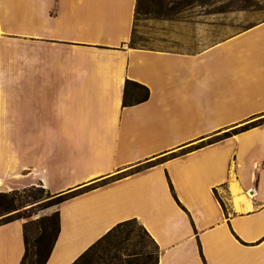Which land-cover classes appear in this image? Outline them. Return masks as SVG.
<instances>
[{"label": "crops", "instance_id": "0c3cea01", "mask_svg": "<svg viewBox=\"0 0 264 264\" xmlns=\"http://www.w3.org/2000/svg\"><path fill=\"white\" fill-rule=\"evenodd\" d=\"M137 4L0 0V186L79 190L46 264L130 218L158 264H264V17L184 9L158 18L177 47L131 45ZM127 79L149 97L124 105ZM24 222L0 223V264Z\"/></svg>", "mask_w": 264, "mask_h": 264}, {"label": "rangeland", "instance_id": "374dc122", "mask_svg": "<svg viewBox=\"0 0 264 264\" xmlns=\"http://www.w3.org/2000/svg\"><path fill=\"white\" fill-rule=\"evenodd\" d=\"M198 13L211 9H220L225 13L234 11L240 13V27H243L255 19L264 17V0H140L137 10V22L135 34L131 43L151 47H175L174 42L163 40L161 29L158 26V18H179L185 9L186 13ZM166 24V21H164ZM166 34V30H165ZM164 37H166L164 35ZM177 47V46H176ZM231 76V68L226 67ZM256 97L263 93L262 87H256ZM242 106L240 107V109ZM41 184H33L19 190H7L0 186V222L15 217L28 218L22 215L32 213L31 218L50 215L55 211L59 203L53 201L54 192L45 191L44 195L35 203L25 204L26 195L29 192L41 193ZM24 189H27L26 191ZM15 192V193H14ZM12 193H14L12 195ZM15 195V196H14ZM12 213V214H10ZM133 242L140 239L142 231L138 224H133ZM35 233H32V235ZM121 236H110L104 242L97 254L91 256L87 264H100L103 260L109 261L114 254L124 255L128 250L135 249L129 242L120 243ZM128 246L126 250V246ZM104 262V261H103ZM103 264V263H102Z\"/></svg>", "mask_w": 264, "mask_h": 264}, {"label": "trees", "instance_id": "16d2710c", "mask_svg": "<svg viewBox=\"0 0 264 264\" xmlns=\"http://www.w3.org/2000/svg\"><path fill=\"white\" fill-rule=\"evenodd\" d=\"M139 1L140 0H138L137 10L139 7ZM131 45L135 44L131 43ZM149 95V86L133 79H127L123 98L124 105L143 101L147 99ZM40 187L41 193H27L24 201L26 202L25 204H27V202H37L44 195L45 191H50L44 186ZM24 190L26 191L27 189ZM78 191L79 190L66 193H55L56 196H54L52 200L55 201V203H60L65 199L76 195ZM14 193H12V195ZM222 203L224 204V201H222ZM22 216H25L28 219L24 222L26 251L19 264H46L60 231L59 211L55 210L50 215H44L37 218H31L32 213ZM135 223L138 224L142 233L140 234V239L133 242L132 232L134 231V228L131 226ZM32 233L35 234L32 235ZM118 234L122 238L120 243L123 244L130 241L129 243L133 245L135 249L130 248V250L124 253V255L114 254L109 261L103 260L104 262L102 261L100 264H158L159 244L146 227L139 223L136 218L126 219L117 223L97 241L90 245L72 264H87L91 260V256L100 251V248H102L108 237L117 236ZM128 246L129 245L126 246V250Z\"/></svg>", "mask_w": 264, "mask_h": 264}, {"label": "bare ground", "instance_id": "6f19581e", "mask_svg": "<svg viewBox=\"0 0 264 264\" xmlns=\"http://www.w3.org/2000/svg\"><path fill=\"white\" fill-rule=\"evenodd\" d=\"M3 184V181L0 179V185Z\"/></svg>", "mask_w": 264, "mask_h": 264}]
</instances>
